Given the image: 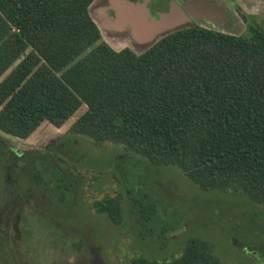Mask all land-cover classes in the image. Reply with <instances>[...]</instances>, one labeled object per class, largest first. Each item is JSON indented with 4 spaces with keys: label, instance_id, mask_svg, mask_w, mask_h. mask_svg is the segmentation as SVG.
Returning a JSON list of instances; mask_svg holds the SVG:
<instances>
[{
    "label": "trees",
    "instance_id": "obj_1",
    "mask_svg": "<svg viewBox=\"0 0 264 264\" xmlns=\"http://www.w3.org/2000/svg\"><path fill=\"white\" fill-rule=\"evenodd\" d=\"M92 1L0 0V133L24 140L42 122L61 127L84 106L70 135L121 146L150 168L174 167L202 192L264 208V29L241 14L239 35L195 25L140 54L115 51L89 16ZM130 196L151 237L155 202ZM93 209L121 225L119 197ZM129 264L224 263L210 244L189 238L177 258Z\"/></svg>",
    "mask_w": 264,
    "mask_h": 264
},
{
    "label": "rangeland",
    "instance_id": "obj_2",
    "mask_svg": "<svg viewBox=\"0 0 264 264\" xmlns=\"http://www.w3.org/2000/svg\"><path fill=\"white\" fill-rule=\"evenodd\" d=\"M192 5L199 16L191 24L238 35L245 31L240 12L264 29V0H194ZM109 44L115 51L122 47ZM149 45L132 52L140 54ZM84 110L81 106L59 128L42 122L24 140L0 133V264H129L138 256L170 260L189 238L210 244L224 264H264L263 207L232 193L202 192L174 167L150 168L121 146L70 135V124ZM32 168L42 176L40 184ZM55 172L68 177L72 193L70 181L59 180ZM133 193L156 204L151 237L145 236L148 227H139ZM104 197H119L116 228L94 212L93 202ZM164 228L172 230L160 235Z\"/></svg>",
    "mask_w": 264,
    "mask_h": 264
},
{
    "label": "flooded vegetation",
    "instance_id": "obj_3",
    "mask_svg": "<svg viewBox=\"0 0 264 264\" xmlns=\"http://www.w3.org/2000/svg\"><path fill=\"white\" fill-rule=\"evenodd\" d=\"M122 1L124 0H93L89 5V12L96 21L101 39L109 47H111L109 43H112L121 45L120 49L127 48L133 51L135 48L139 50L148 44L147 41L140 42L130 31L131 20L137 15L139 24H142V21L146 23L157 21L160 15L170 14L171 7H174L176 13L181 12L184 16L185 23H190L188 27L196 25L195 23L191 24L194 22V16L189 8V6H193L194 0H125L130 4L128 8L122 6ZM133 5H137V7H133ZM119 7L121 9L117 10ZM241 14L239 12L240 18ZM100 25H103L104 29Z\"/></svg>",
    "mask_w": 264,
    "mask_h": 264
},
{
    "label": "water",
    "instance_id": "obj_4",
    "mask_svg": "<svg viewBox=\"0 0 264 264\" xmlns=\"http://www.w3.org/2000/svg\"><path fill=\"white\" fill-rule=\"evenodd\" d=\"M202 5H203V3H199V6L201 8H203ZM189 8L191 9V12H196V10L192 6H189ZM175 15H176V17H175ZM180 15H181V17H180ZM196 15L199 16V14H197V13L193 14L194 17ZM204 16L206 17V15H204ZM183 18H184V16L181 14V12L176 13V10L174 9V7H171L170 14L160 15L157 21H150L147 23L145 21H142V24H140V25L142 26V28L146 27V29H147L146 31L148 32L147 37H149L152 34L156 35V34L164 33L165 31H168V30L170 31V29H173L179 23H184L185 20ZM208 18H211V16H209ZM144 31H145V29H144Z\"/></svg>",
    "mask_w": 264,
    "mask_h": 264
},
{
    "label": "crops",
    "instance_id": "obj_5",
    "mask_svg": "<svg viewBox=\"0 0 264 264\" xmlns=\"http://www.w3.org/2000/svg\"><path fill=\"white\" fill-rule=\"evenodd\" d=\"M88 13H89V16H90V18L92 19V21L95 23V25L97 26V24H96V21L92 18V16H91V14H90V12H89V6H88ZM98 27V26H97ZM100 27L101 28H103L104 26L102 25H100ZM104 29V28H103ZM144 29L145 28H142V26L139 24V22H138V20L136 21V22H132L131 23V25H130V31L133 33V35L134 36H136L137 37V39L138 40H140V42L142 41V42H144V41H147L148 42V44H152V43H154L156 40H155V38L157 37V36H159L160 38L162 37V36H164V35H166V34H168V33H170V32H172V31H175V30H178V29H175V30H170V31H165L164 33H160V34H152L151 36H149V37H147V35H148V32L146 31L147 29H145V31H144ZM180 29H182V28H180ZM149 45V46H150ZM148 46V47H149ZM147 47V48H148ZM113 49V48H112ZM144 51V50H143Z\"/></svg>",
    "mask_w": 264,
    "mask_h": 264
}]
</instances>
